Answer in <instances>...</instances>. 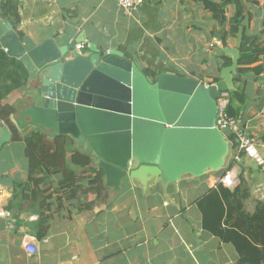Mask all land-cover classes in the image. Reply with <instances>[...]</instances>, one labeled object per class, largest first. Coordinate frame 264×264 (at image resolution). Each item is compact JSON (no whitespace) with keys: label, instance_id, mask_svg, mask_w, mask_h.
<instances>
[{"label":"crops","instance_id":"1","mask_svg":"<svg viewBox=\"0 0 264 264\" xmlns=\"http://www.w3.org/2000/svg\"><path fill=\"white\" fill-rule=\"evenodd\" d=\"M13 1L21 16L16 31L35 41L65 36L69 43L77 41L76 49L82 46L84 54H91V49L115 50L141 71L152 67L207 86L219 81L227 67L222 48L237 45L232 38L224 44L228 23L216 21L196 0H145L134 14L116 0ZM235 1L246 5L245 14L253 15L250 33L261 35L264 0ZM253 1L258 4L252 5ZM235 11V5L228 6L227 17ZM256 66L263 72L250 73L241 82L247 101L239 120L264 138V56ZM34 87L30 83L26 91L7 99L17 109L13 118L19 119ZM1 125L8 127L2 123L0 130ZM260 153L264 158V148ZM231 160L237 186L229 190L242 187L241 193L248 195L245 212L253 214L258 203L264 205V165L239 154L238 145H230L227 164ZM27 165L22 141L1 146L0 201L10 215L0 217V264H242L236 247L204 224L199 201L217 187L216 172L184 175L166 187L157 178L149 181L145 176L142 182L127 177L119 192L105 186L100 196L72 197L70 190L56 186L59 178L54 177L51 186L27 185ZM27 242H34V254L27 252Z\"/></svg>","mask_w":264,"mask_h":264},{"label":"water","instance_id":"2","mask_svg":"<svg viewBox=\"0 0 264 264\" xmlns=\"http://www.w3.org/2000/svg\"><path fill=\"white\" fill-rule=\"evenodd\" d=\"M0 18V49L21 60L29 71L27 105L12 122L32 125L51 137L70 136L86 146L106 177V187L121 191L122 180L145 176L163 186L182 176L202 177L227 164L230 141L216 126L220 92L235 91L240 49L250 33L245 14L235 48H222L231 59L209 88L198 80L159 73L151 82L133 62L115 50L84 54L65 36L35 41L21 38L15 25ZM16 31V32H15ZM29 120L28 122L26 120ZM0 149L12 141L1 125Z\"/></svg>","mask_w":264,"mask_h":264},{"label":"trees","instance_id":"3","mask_svg":"<svg viewBox=\"0 0 264 264\" xmlns=\"http://www.w3.org/2000/svg\"><path fill=\"white\" fill-rule=\"evenodd\" d=\"M204 5L213 18L222 25L228 23L226 35L236 39L239 27L244 20L246 5L235 0H196ZM252 5L258 4L253 1ZM236 6L232 17H227V8ZM252 20L253 15L249 13ZM0 18L9 20L17 30L21 23L19 5L13 0H0ZM264 26V21H263ZM21 38L24 34L17 31ZM264 31L261 35L245 36L239 57V67L235 74V84H239L231 93V103L228 108L230 116L239 120L242 107L246 103L245 86H241L247 75H260L262 66L256 64L264 56ZM231 59H224V66L231 65ZM143 74L155 82L159 74L157 69L146 67ZM30 74L21 60L10 57L4 49H0V124H6L12 133V141L24 143V155L27 160V185L40 186L53 184V178H59L56 186L60 191L70 190L71 196L78 194L100 196L105 191L103 172L95 165L92 156L78 150L74 139L66 135L51 137L32 125L20 129L12 122L17 112L14 105L8 103V98L16 91H24L29 84ZM231 145L236 146V138L225 134ZM234 167L231 160L226 167L216 172L222 177ZM242 187L233 192L217 185L210 190L200 201L199 206L204 217L207 230L226 243H232L241 255L242 264H264V205L258 203L253 214H247L244 209V200L248 195L241 193ZM223 195V197H222ZM12 210V207H10ZM224 224V228L223 225ZM228 230V231H227Z\"/></svg>","mask_w":264,"mask_h":264},{"label":"built area","instance_id":"4","mask_svg":"<svg viewBox=\"0 0 264 264\" xmlns=\"http://www.w3.org/2000/svg\"><path fill=\"white\" fill-rule=\"evenodd\" d=\"M119 7L128 13H138L145 4V0H116ZM80 51L82 46H78ZM6 51V50H5ZM206 87H210L207 86ZM217 115L215 126L223 133L232 135L236 138L238 145V153L243 154L253 160L257 165H264V158L260 153V148H264V138L254 135L250 131V127L244 125L240 120L232 117L228 113L231 103L230 91L220 92L217 98ZM223 185L228 189H234L237 186L236 177L233 172L228 171L225 175L216 181V185ZM3 194V188L0 185V197ZM9 212L4 210L0 201V217H9ZM25 248L28 253L34 254L37 250L34 242H27Z\"/></svg>","mask_w":264,"mask_h":264},{"label":"rangeland","instance_id":"5","mask_svg":"<svg viewBox=\"0 0 264 264\" xmlns=\"http://www.w3.org/2000/svg\"><path fill=\"white\" fill-rule=\"evenodd\" d=\"M27 89H25L24 91H26ZM26 102V101H25ZM14 105V104H13ZM16 151V150H15ZM14 152V151H13Z\"/></svg>","mask_w":264,"mask_h":264}]
</instances>
